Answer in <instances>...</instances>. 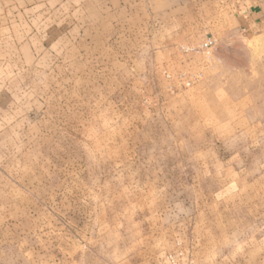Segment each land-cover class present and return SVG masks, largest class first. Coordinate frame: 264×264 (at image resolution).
<instances>
[{
  "label": "rangeland",
  "instance_id": "374dc122",
  "mask_svg": "<svg viewBox=\"0 0 264 264\" xmlns=\"http://www.w3.org/2000/svg\"><path fill=\"white\" fill-rule=\"evenodd\" d=\"M0 264H264V0H0Z\"/></svg>",
  "mask_w": 264,
  "mask_h": 264
}]
</instances>
